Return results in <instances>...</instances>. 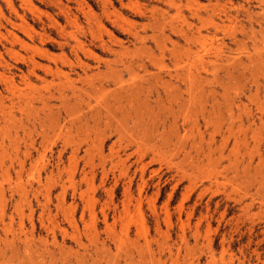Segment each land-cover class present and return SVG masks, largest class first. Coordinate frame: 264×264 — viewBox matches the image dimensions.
<instances>
[{
	"label": "rangeland",
	"instance_id": "obj_1",
	"mask_svg": "<svg viewBox=\"0 0 264 264\" xmlns=\"http://www.w3.org/2000/svg\"><path fill=\"white\" fill-rule=\"evenodd\" d=\"M0 192V264H264V0H0Z\"/></svg>",
	"mask_w": 264,
	"mask_h": 264
},
{
	"label": "bare ground",
	"instance_id": "obj_2",
	"mask_svg": "<svg viewBox=\"0 0 264 264\" xmlns=\"http://www.w3.org/2000/svg\"><path fill=\"white\" fill-rule=\"evenodd\" d=\"M176 29V28H175ZM198 30V29H197ZM175 31V30H174ZM178 33H181L182 32V30L181 31H177ZM181 34H183V33H181ZM183 36H184V38H185V41L186 42H188V41H190V40H192V39H194L195 40V42L197 41L198 43H200L201 44V46H203V42H201L202 40L201 39H203V36L201 35V32L199 31L198 33H197V36H195V37H191V39L189 40V39H187V35L186 34H183ZM189 37V36H188ZM139 39H141V38H139ZM204 41H206V40H204ZM200 46V47H201ZM190 47V46H189ZM174 49V48H173ZM185 50V49H184ZM183 50V51H184ZM113 51V50H112ZM181 51V50H180ZM188 52H184V54L186 55V57H191L192 55H194L195 53L192 51V49L191 48H188V50H187ZM173 52H174V50H173ZM177 52V51H176ZM180 54V53H179ZM182 54V53H181ZM175 56V55H174ZM182 56H183V54H182ZM180 57V56H179ZM197 63H199V64H204V58H203V56L202 57H198V60L196 61ZM196 62H195V64H196ZM194 64V65H195ZM198 64V65H199ZM194 65H193V67H194ZM195 69V68H194ZM204 70V69H203ZM176 78H175V80H176V82L177 83H179V84H183L186 88H187V90L189 91H192L193 93H194V89H195V87L197 86V84H198V81L200 80V77H199V75H197V74H194L193 73V71L192 72H188L187 73V75H185V76H183L182 74H176V76H175ZM99 79V78H98ZM157 80H155V83H160L161 82V77H157L156 78ZM105 80V79H104ZM149 82V81H148ZM147 82V83H148ZM152 82V81H151ZM154 83V82H153ZM150 84V83H149ZM152 84V83H151ZM161 85H163L164 87V89H165V97H166V100H170V102L171 101H173V100H176L177 102L182 98V94H181V90H180V85L178 86V85H175V84H172V83H169V81L166 83V81H165V83H161ZM103 86V84H99V87H102ZM95 87V86H94ZM93 87V88H94ZM168 88H170L171 89V91H167V89ZM95 89V88H94ZM143 91H144V86L142 85V84H140V85H133V86H131L130 87V89L129 90H125V91H122L121 93H118V95H116L115 96V94H114V96L110 99L111 101H109L107 104H105V107H103V109L101 108V109H98L97 111H95V117H98V119H101V116H106V115H109V112H110V110L111 109H113V108H115V106H117V108L118 109H120L122 106H121V104L124 102V101H126V102H130V101H132V100H135V99H137L138 98V96H139V94L140 93H143ZM172 91H175L176 93H173ZM189 91V92H190ZM167 93V94H166ZM195 94V93H194ZM194 94H191V93H189V94H187V96H188V98L185 100V99H183L184 100V103H185V101H188L189 103L191 102V103H196V102H198V100L197 99H199L200 98V96L199 95H201V94H199L198 96H199V98H197V96H196V94L194 95ZM156 97L158 98V100H160L159 102H161V97H160V94L159 93H157V95H156ZM204 97V96H203ZM164 101V100H163ZM196 101V102H195ZM201 101V100H200ZM214 102V101H213ZM182 103V102H181ZM177 104V103H176ZM121 106V107H120ZM179 108H180V106H179ZM100 110H103L102 112L100 111ZM205 110V109H204ZM94 112V111H93ZM187 112V111H186ZM188 113V112H187ZM173 115V114H172ZM216 116V115H215ZM97 119V118H96ZM175 125V124H174ZM173 125V126H174ZM172 126V127H173ZM177 129V128H176ZM226 129H228V128H226ZM230 129V128H229ZM174 132L175 133H177V130H174ZM179 135H177V137H178ZM183 136H181V138H182ZM184 137H185V135H184ZM184 139V138H183ZM226 141V140H225ZM19 164V163H18ZM22 164V163H21ZM22 166V165H21ZM22 167H20V169H21ZM19 175V174H18ZM18 186V185H17ZM16 186V187H17ZM20 187V186H19ZM18 189V188H17ZM0 194H1V192H0ZM108 216L107 215H104V219H106ZM104 222H106V221H104Z\"/></svg>",
	"mask_w": 264,
	"mask_h": 264
}]
</instances>
